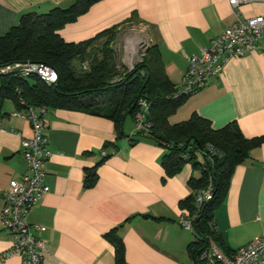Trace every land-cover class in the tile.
<instances>
[{
    "label": "crops",
    "instance_id": "crops-1",
    "mask_svg": "<svg viewBox=\"0 0 264 264\" xmlns=\"http://www.w3.org/2000/svg\"><path fill=\"white\" fill-rule=\"evenodd\" d=\"M73 1L0 0V36L26 13L44 14ZM239 11L247 18L264 15V0H248ZM234 19L227 0H102L58 34L66 43H79L112 27L119 32L142 28L149 43L159 46L166 74L179 92L187 58L199 53ZM16 111L11 101L3 102L0 210L8 183L27 173L21 143L31 130L24 119L12 115ZM192 113L209 120L214 129L236 121L245 138L264 136V51L229 59L222 73L190 95L169 123L185 121ZM45 118L51 152L45 167L49 194L27 217L30 226L45 229L36 234L48 247L44 264H115L114 249L104 236L116 228L125 264H194L187 248L196 237L177 223L178 205L190 193L189 165L162 185L161 149L148 143L130 148L124 138L116 143L113 123L98 116L47 109ZM123 130L125 135L132 134V119ZM106 143L116 144L118 152L98 168L95 187L83 190L84 171L100 161ZM214 225L230 252L264 235V144L234 169L224 204L214 214ZM10 245L8 233L0 227V253Z\"/></svg>",
    "mask_w": 264,
    "mask_h": 264
},
{
    "label": "trees",
    "instance_id": "trees-1",
    "mask_svg": "<svg viewBox=\"0 0 264 264\" xmlns=\"http://www.w3.org/2000/svg\"><path fill=\"white\" fill-rule=\"evenodd\" d=\"M100 1L74 0L66 8L54 7L44 14L26 13L17 25L0 36V68L14 62H38L51 67L58 76L57 82L49 86L37 76L22 78L16 74H0V111L3 102L9 100L19 111L30 106L45 107L110 120L116 143L124 138L130 148L148 143L163 151L159 160L164 173L162 185L189 165L192 169L187 182L190 193L179 203V210L193 214L196 196L209 187L211 199L201 206L194 224L196 241L188 246V254L194 264H200L201 254L212 243L222 254L228 255L230 251L215 230L214 214L224 204L234 169L249 159L252 150L264 144V136L245 138L236 121L214 129L209 120L197 113H192L185 121L170 124L169 118L194 93H178L177 86L166 74L157 44L149 43L140 61L131 69L118 71L112 49L119 33L117 27L79 43H66L58 31L74 23ZM85 61H88L87 71L76 68V62ZM139 100L148 105L145 131L134 130L133 116L139 110ZM127 118L133 123L130 135H125L123 130ZM101 151L105 156L93 168L84 171L83 190L95 187L98 168L117 154L118 147L106 143ZM118 229L106 234L104 239L114 249L115 264H125Z\"/></svg>",
    "mask_w": 264,
    "mask_h": 264
},
{
    "label": "built area",
    "instance_id": "built-area-1",
    "mask_svg": "<svg viewBox=\"0 0 264 264\" xmlns=\"http://www.w3.org/2000/svg\"><path fill=\"white\" fill-rule=\"evenodd\" d=\"M248 0H227L235 17L234 22L220 34L212 37L208 45L199 53L187 58V67L180 80V94H192L204 89L209 82L218 77L225 63L235 57H242L252 50L264 51V15L243 17L240 8ZM83 69L87 65L82 64ZM0 74H16L27 78L37 76L46 85L57 82V73L49 66L38 62H14L0 68ZM23 104L22 101H20ZM139 110L134 114L135 131L146 130L145 115L148 105L138 101ZM45 107H27L12 113L24 119L30 126L31 135L22 139L21 154L27 166V173L18 180L8 183L2 193L3 207L0 210V227L8 233L10 248L0 253V264L17 260L19 264H44L48 247L36 234L45 229L30 226L27 217L32 208L46 195L49 188L45 185V167L50 160L46 130ZM101 157L105 153L100 154ZM211 199L210 187L195 198V212L181 211L178 226L193 233L194 224L203 203ZM200 264H264V235L254 238L248 245L222 254L212 243L200 256Z\"/></svg>",
    "mask_w": 264,
    "mask_h": 264
},
{
    "label": "rangeland",
    "instance_id": "rangeland-1",
    "mask_svg": "<svg viewBox=\"0 0 264 264\" xmlns=\"http://www.w3.org/2000/svg\"><path fill=\"white\" fill-rule=\"evenodd\" d=\"M148 45L149 41L147 35L142 28L121 29L116 40L112 44L115 57L114 63L118 71L131 69L134 64L140 61V57L145 52ZM82 64L87 65V69H83L81 67ZM75 66L77 69H82L84 71H87L89 68L88 61L83 63L76 62ZM177 89H179V86ZM125 125H131L130 118H127Z\"/></svg>",
    "mask_w": 264,
    "mask_h": 264
}]
</instances>
